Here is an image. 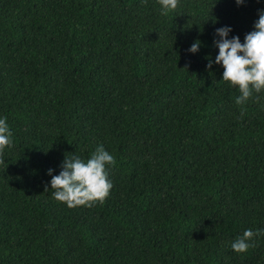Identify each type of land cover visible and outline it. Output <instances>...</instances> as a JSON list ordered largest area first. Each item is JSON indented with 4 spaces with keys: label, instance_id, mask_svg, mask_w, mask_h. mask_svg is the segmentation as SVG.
Listing matches in <instances>:
<instances>
[{
    "label": "trees",
    "instance_id": "obj_1",
    "mask_svg": "<svg viewBox=\"0 0 264 264\" xmlns=\"http://www.w3.org/2000/svg\"><path fill=\"white\" fill-rule=\"evenodd\" d=\"M261 11L264 0H178L166 13L158 0H0L12 133L0 264H264V235L231 248L264 230V90L238 105L215 63L216 29L243 43ZM97 146L116 161L104 202L55 200L65 157Z\"/></svg>",
    "mask_w": 264,
    "mask_h": 264
},
{
    "label": "clouds",
    "instance_id": "obj_2",
    "mask_svg": "<svg viewBox=\"0 0 264 264\" xmlns=\"http://www.w3.org/2000/svg\"><path fill=\"white\" fill-rule=\"evenodd\" d=\"M158 2L162 11L166 13L176 9L178 0H158ZM242 2L243 0H236L238 5ZM254 29L245 35L243 43L238 36L226 38L231 31L230 27L216 29L220 40L216 42L218 55L215 63L221 64L224 69L222 79L238 86L241 93L236 98L238 105L244 104L252 96L253 91L259 93L264 90V11L260 12ZM198 48L199 41L193 43L189 51L195 53ZM212 63L210 60L207 67L211 68ZM11 135L6 119L0 118V153H3L5 147L11 146ZM115 163L114 156L103 146H97L87 160L75 155L70 158L65 157L63 170L58 175L52 176L50 180L54 199L64 202L69 208L92 206L97 201L102 204L113 186L107 178L106 165L112 166ZM51 172L52 170L49 169V175ZM48 189L46 187L45 191ZM255 235H264V230L258 229L253 232L251 229H246L241 237L231 243L232 250L236 253L246 252L252 246L249 241Z\"/></svg>",
    "mask_w": 264,
    "mask_h": 264
}]
</instances>
